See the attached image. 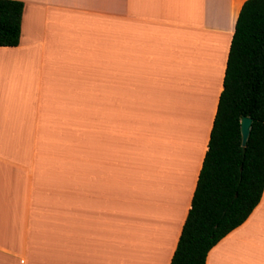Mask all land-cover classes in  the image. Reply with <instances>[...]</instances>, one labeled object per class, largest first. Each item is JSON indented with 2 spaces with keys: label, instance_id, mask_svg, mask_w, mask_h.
I'll return each instance as SVG.
<instances>
[{
  "label": "crops",
  "instance_id": "0c3cea01",
  "mask_svg": "<svg viewBox=\"0 0 264 264\" xmlns=\"http://www.w3.org/2000/svg\"><path fill=\"white\" fill-rule=\"evenodd\" d=\"M16 1L0 264H170L246 0ZM205 264H264V189Z\"/></svg>",
  "mask_w": 264,
  "mask_h": 264
},
{
  "label": "trees",
  "instance_id": "16d2710c",
  "mask_svg": "<svg viewBox=\"0 0 264 264\" xmlns=\"http://www.w3.org/2000/svg\"><path fill=\"white\" fill-rule=\"evenodd\" d=\"M24 4L0 0V47L20 40ZM252 122L244 146L240 121ZM264 189V0H246L231 39L223 89L191 207L170 264H205L208 252L239 227Z\"/></svg>",
  "mask_w": 264,
  "mask_h": 264
},
{
  "label": "water",
  "instance_id": "95a60500",
  "mask_svg": "<svg viewBox=\"0 0 264 264\" xmlns=\"http://www.w3.org/2000/svg\"><path fill=\"white\" fill-rule=\"evenodd\" d=\"M252 120L249 117H243L240 121L241 144L245 145L250 133V126Z\"/></svg>",
  "mask_w": 264,
  "mask_h": 264
},
{
  "label": "rangeland",
  "instance_id": "374dc122",
  "mask_svg": "<svg viewBox=\"0 0 264 264\" xmlns=\"http://www.w3.org/2000/svg\"><path fill=\"white\" fill-rule=\"evenodd\" d=\"M127 114L134 115L135 113H127ZM133 119H134V117H131L128 119V121H132Z\"/></svg>",
  "mask_w": 264,
  "mask_h": 264
}]
</instances>
